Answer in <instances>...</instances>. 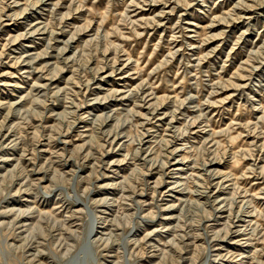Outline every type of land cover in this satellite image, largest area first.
Returning <instances> with one entry per match:
<instances>
[{
	"label": "rangeland",
	"instance_id": "374dc122",
	"mask_svg": "<svg viewBox=\"0 0 264 264\" xmlns=\"http://www.w3.org/2000/svg\"><path fill=\"white\" fill-rule=\"evenodd\" d=\"M0 264H264V0H0Z\"/></svg>",
	"mask_w": 264,
	"mask_h": 264
}]
</instances>
